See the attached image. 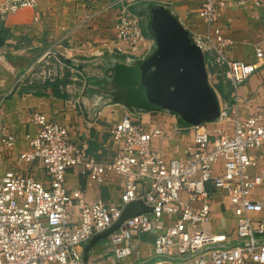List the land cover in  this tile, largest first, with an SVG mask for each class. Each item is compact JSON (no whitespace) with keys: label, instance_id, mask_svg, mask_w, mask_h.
Wrapping results in <instances>:
<instances>
[{"label":"built area","instance_id":"1","mask_svg":"<svg viewBox=\"0 0 264 264\" xmlns=\"http://www.w3.org/2000/svg\"><path fill=\"white\" fill-rule=\"evenodd\" d=\"M36 4L0 0V26L10 13ZM225 4L200 0L196 12L204 30L189 36L203 53L205 67L219 69L228 82L230 97L218 102L214 125H178L191 135L181 156L168 158L154 150L151 141L164 131L145 127L129 111L108 128L116 146L108 161H98L58 121L41 112L31 115L33 129L23 133L26 147L15 162H37L44 179L0 173V264H93L84 261L81 247L103 234L108 252L123 260L140 233L152 234V256L136 264H264V116L259 108L243 119L232 115L237 88L256 64L226 56L230 39L217 24ZM113 28L112 54L133 61L130 53L145 41L138 18L120 6ZM254 51L264 61L262 50ZM226 122H231L229 131ZM15 142L0 121V153H10ZM69 170L96 184L116 175L118 201H89L79 186L68 189ZM134 202L147 210L124 215ZM214 205L231 214L228 230L204 227L212 222Z\"/></svg>","mask_w":264,"mask_h":264},{"label":"crops","instance_id":"2","mask_svg":"<svg viewBox=\"0 0 264 264\" xmlns=\"http://www.w3.org/2000/svg\"><path fill=\"white\" fill-rule=\"evenodd\" d=\"M199 1L37 0L34 8H21L10 13L0 26V33L4 36L0 58L5 61L0 66V121L16 136V142L10 153H0V173L12 170L30 174L38 180L44 179L37 162L30 166L15 162L17 152L26 147L23 133L33 129L30 118L34 112H41L65 126L69 136L85 142L88 151L98 161L113 158L116 146L108 128L125 111L133 113L145 127H159L164 131V136L151 141L154 150L168 158L181 156L190 144V132L180 130L176 117L166 110L131 107L129 90L142 88L139 82H133L134 68L155 50V40L148 30V8L163 6L192 35L204 30L196 12ZM120 6H126L138 18L145 35V41L130 53L135 58L130 62L111 52L113 24ZM217 24L230 39L226 56L256 64L253 73L237 88L238 100L232 103V115L243 119L259 108L264 116V61L258 60L254 51L259 47L264 54V0H226ZM50 61L62 66L63 73L55 77L48 71L47 75L39 76L28 72L25 66L28 62L45 65ZM206 72L217 102H220L225 98L219 95L214 85L225 79L217 68L207 66ZM65 73H68L69 81L62 83ZM223 92L230 97V89L223 88ZM212 125L214 123H208V126ZM225 128L231 130V122H226ZM77 186L89 201L101 198L117 202L119 198V179L113 174L96 184L69 170L67 187L73 189ZM146 210L143 203L134 202L126 207L124 215ZM222 219L226 220V228L221 227ZM213 220L216 223L209 224V228L214 231L228 230L233 223L231 214L223 212L221 205L213 206ZM106 240V234L88 240L81 247L84 261L136 264L152 256V234L140 233L134 237L132 253L123 260H116L108 252ZM136 254L141 256L137 260Z\"/></svg>","mask_w":264,"mask_h":264},{"label":"water","instance_id":"3","mask_svg":"<svg viewBox=\"0 0 264 264\" xmlns=\"http://www.w3.org/2000/svg\"><path fill=\"white\" fill-rule=\"evenodd\" d=\"M147 13L155 50L134 68L133 82L142 88L129 90L131 107L166 110L184 127L214 121L218 102L203 53L169 10L151 6ZM3 41L0 33V46Z\"/></svg>","mask_w":264,"mask_h":264},{"label":"rangeland","instance_id":"4","mask_svg":"<svg viewBox=\"0 0 264 264\" xmlns=\"http://www.w3.org/2000/svg\"><path fill=\"white\" fill-rule=\"evenodd\" d=\"M3 63H5V61L0 58V66H2ZM56 63H57L56 61H50V63H46L45 65H42L39 62H36L35 64H37V68H35V64L33 65L30 62H28L27 64H25V66H27L26 68L28 69V72L31 73V71H32V72H34L35 75L38 74L39 76H43V75L45 76L48 74V71H49L50 75L56 77V75L63 73L62 72V66L57 65ZM209 82H210V80H209ZM212 213H213V208H212ZM225 221L226 220H223V219L221 220V227L223 226V228L227 227ZM212 222H213V224L216 223V222H214V220ZM212 222H211V224H212ZM204 227L209 228L210 226L205 225Z\"/></svg>","mask_w":264,"mask_h":264},{"label":"trees","instance_id":"5","mask_svg":"<svg viewBox=\"0 0 264 264\" xmlns=\"http://www.w3.org/2000/svg\"><path fill=\"white\" fill-rule=\"evenodd\" d=\"M64 76H65V78L61 80L62 83H66V82L69 81L68 78H67L68 73H65ZM55 81H56V80H55ZM214 88L216 89V91L219 93V95H220L221 97H223V98H225V99H229L227 93H224V92H223V88H225V89H227V90L229 89V84H228V82H227L226 80H221V79H220V81H219L218 83H216V85H214ZM103 235H104V234H103Z\"/></svg>","mask_w":264,"mask_h":264}]
</instances>
